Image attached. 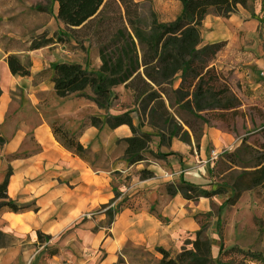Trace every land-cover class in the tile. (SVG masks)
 I'll return each instance as SVG.
<instances>
[{
  "label": "crops",
  "instance_id": "1",
  "mask_svg": "<svg viewBox=\"0 0 264 264\" xmlns=\"http://www.w3.org/2000/svg\"><path fill=\"white\" fill-rule=\"evenodd\" d=\"M201 31L207 43L225 42L215 64L229 76L242 101L239 110L245 115L262 112L264 0L239 6L230 17L207 14ZM26 46L0 55V184L11 170L9 198L25 207L0 209V232L6 239L0 243V264H160V249L176 258L200 231L195 216L204 203L195 205L181 191L172 195L168 185L204 188L214 166L209 164L212 152L239 147L242 137L208 124L199 143L190 130L189 141L175 137L170 145L154 135L151 151L158 156L149 153L130 164L124 141L133 136L130 126L93 125L91 117H102L104 109L77 93L59 97L52 77L41 75L60 49ZM9 55L17 56L30 75H14ZM61 61L81 63L66 57ZM96 62V69H88H100L99 49ZM115 90L132 94L124 85ZM125 112L128 108L122 106L110 109L111 115ZM132 114L138 126L136 111ZM55 126L75 134L86 156L70 148ZM141 130L155 134L147 122ZM143 169L154 176L142 178ZM166 172L175 176L167 179ZM113 201L119 209L111 217L101 208ZM219 252L221 247L214 245L213 254Z\"/></svg>",
  "mask_w": 264,
  "mask_h": 264
},
{
  "label": "trees",
  "instance_id": "2",
  "mask_svg": "<svg viewBox=\"0 0 264 264\" xmlns=\"http://www.w3.org/2000/svg\"><path fill=\"white\" fill-rule=\"evenodd\" d=\"M53 1L57 19L65 25L67 32L55 33L54 37L34 45L33 49L52 44L54 40L64 42L71 37L96 40L100 69L91 71L82 63L57 62L52 76L55 92L61 98L77 93L92 99L100 109H106L116 95V88L124 85L129 89L138 107V126L134 124L135 115L129 111L105 118L91 117V123L95 126L106 124L111 128L123 124L130 126L133 136L124 140L125 158L130 164L144 161L146 152L158 156L151 151L154 135L159 136L163 144L170 145L173 138L181 137V132L182 137L190 136L183 125L196 136L198 120L209 123L214 119L228 124L231 119L245 116L239 110L242 101L233 91L228 76L215 64L225 42L207 43L201 30L205 15L214 13L230 17L239 6L247 7L254 0H175L181 4V12L175 20L162 22L153 15L149 25L144 23L140 13L141 0ZM7 61L14 75H30L29 68L17 56L9 55ZM87 89L91 90L92 96L85 94ZM179 107L194 119L180 117L178 121L171 109ZM145 122L155 134L141 130ZM253 132L261 135L263 142L256 146L248 143L247 136L244 137L238 149L239 156H236L239 159L242 156L243 160L250 156L251 165L243 166L245 170L239 176L240 181L245 180L246 190L264 184V122ZM55 133L61 134L77 154L86 156V150L76 135L70 136L56 126ZM227 157L232 166H238L234 153H227ZM140 174L142 178L154 176V172L148 169H143ZM10 175L11 170L0 184V209L7 207L18 212L25 207L9 198ZM185 186L190 188L188 193L173 185H168V191L172 195L181 191L185 197L193 199L189 192L195 187ZM118 196L119 193L116 198ZM114 201L105 206L111 217L119 209ZM0 235L3 234L0 232ZM187 243L193 247H184L176 258L160 249L163 253L160 264H218L212 258L210 239L203 237L202 230L197 232L194 241Z\"/></svg>",
  "mask_w": 264,
  "mask_h": 264
},
{
  "label": "rangeland",
  "instance_id": "3",
  "mask_svg": "<svg viewBox=\"0 0 264 264\" xmlns=\"http://www.w3.org/2000/svg\"><path fill=\"white\" fill-rule=\"evenodd\" d=\"M180 8V3L175 0H141L140 13L144 23L149 25L153 15L162 22L175 20L180 13ZM66 32L65 25L57 19L56 4L53 0H0V45L2 47L0 55L2 58L9 51L21 50L25 48V45L27 48L33 49L34 45L45 43L46 39L54 37L55 33L58 35ZM54 41L45 47L50 48V51L59 48L60 52H56L58 53L56 58L43 70L42 76L51 79L54 65L65 57L80 61L86 67L96 69L99 45L94 38L71 37L64 42ZM63 47L67 49V56L63 52L65 49ZM21 90L23 88H19L17 94L21 97L20 101L25 103L26 98ZM114 92L116 95L111 105L104 109L106 114L101 115L103 118L111 115V108L118 106H122L124 109L128 108L129 112L138 109L133 94H130L129 91L126 92V96L116 90ZM85 94L90 96L91 91L85 92ZM25 110L27 109L24 108L22 112H26ZM171 112L177 120H180V117L194 119V116L180 107L171 109ZM263 121L264 110L262 112H247L245 116L231 119L228 124L214 119H211L209 123L198 120L199 127L196 136L186 125L183 127L187 131H191L198 143L205 124H208L209 126H222L235 136H241L242 139L247 136L248 143L259 146L263 139L253 130L259 128ZM253 124L255 128L251 129L250 126ZM68 133L70 136L75 135L71 132ZM180 134L181 139L189 141L190 136L182 137L183 132ZM239 147L232 146L230 149L220 152L219 158L214 161V166H211L210 178L204 188H195L189 194L193 196L195 205L200 206L201 203H204V208L199 207L195 217L200 224L203 237L210 239L212 258L215 263L264 264V184L250 190L245 189V180L240 181L239 176L245 170L243 166L251 165V160L250 156L244 157V160L242 156L240 159L236 157L239 156ZM208 152L211 154V149ZM227 153H234L238 166H232ZM209 164L211 165V159ZM235 186H237L236 189ZM173 187L177 186L173 185ZM179 187L185 191L184 193H188L190 189L185 185H179ZM108 209V207L101 208L103 211ZM196 238L197 233L194 235L193 241ZM5 240V237L0 235V243ZM214 245L217 248L222 247L221 252L217 255L213 254ZM192 247V244L188 245V248Z\"/></svg>",
  "mask_w": 264,
  "mask_h": 264
},
{
  "label": "built area",
  "instance_id": "4",
  "mask_svg": "<svg viewBox=\"0 0 264 264\" xmlns=\"http://www.w3.org/2000/svg\"><path fill=\"white\" fill-rule=\"evenodd\" d=\"M220 156V152L219 151H213L212 152V156H211V163H214L215 160H217ZM210 162V161H209ZM175 176L174 173H164V177L167 178V179H171Z\"/></svg>",
  "mask_w": 264,
  "mask_h": 264
}]
</instances>
